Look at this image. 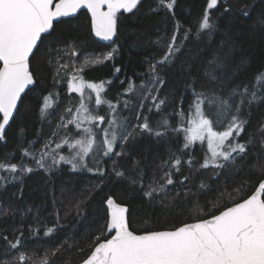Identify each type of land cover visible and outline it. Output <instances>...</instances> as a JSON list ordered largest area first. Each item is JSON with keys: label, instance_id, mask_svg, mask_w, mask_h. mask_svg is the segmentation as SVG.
Masks as SVG:
<instances>
[{"label": "trees", "instance_id": "obj_1", "mask_svg": "<svg viewBox=\"0 0 264 264\" xmlns=\"http://www.w3.org/2000/svg\"><path fill=\"white\" fill-rule=\"evenodd\" d=\"M207 3L208 0H176L169 12L162 7L157 10L158 0H140L132 13L118 14L116 36L108 42L96 37L86 11L57 23L52 33L43 37L31 60L36 84L23 97L0 140V163L33 169L23 174L0 170V177H4L0 179V260H10L16 251H22L30 258L27 264L82 263L109 238V198L130 208V229L143 234L211 218L254 193L264 179V0H219L217 7L209 10L214 28L210 34L205 31L197 35ZM173 36L180 51L170 62L158 63ZM110 52L109 60L106 57ZM85 58H99L102 62L85 64ZM213 60L219 65L215 69L216 81L205 75ZM151 65H156L155 74L164 81L158 92L152 87ZM81 66L83 71H77ZM116 68L120 71L116 72ZM69 73L85 82H104L102 96L115 108L104 104L98 113L104 117L113 113L115 120L122 123L120 131L123 133L126 126L132 133L126 142H117L111 155H102L95 163L89 161L93 171L73 170L62 162L46 171L35 166L32 157L46 145L81 134L74 125L62 126L81 104L80 95L70 92ZM129 84H134L135 90L125 96ZM141 85H148L152 96L145 99L148 90L138 96L136 89ZM245 86L249 91L255 88L261 97L240 109L239 118L245 124L238 142L246 145V152L222 169L201 167L208 157L207 144L185 148L181 130L182 125L188 126L194 112V107H189L194 101L193 90L227 98L234 89ZM48 96L52 107L42 115L44 98ZM153 96L157 102L165 99L159 111L152 103ZM233 101L238 102V97ZM89 107L96 109L91 104ZM205 112L214 121V130H223L215 123L212 110L206 107ZM145 117L151 128L164 135L141 132L136 126ZM164 120L170 125L167 130L162 127ZM175 158L181 164L179 172L173 171L174 183L166 186V192L146 197L149 185L165 183L162 163H174ZM117 172L124 175L118 176ZM141 174L144 187L139 182L132 183ZM197 206L203 210L201 215H195ZM5 236L8 240L20 237V248L9 250Z\"/></svg>", "mask_w": 264, "mask_h": 264}, {"label": "snow or ice", "instance_id": "obj_2", "mask_svg": "<svg viewBox=\"0 0 264 264\" xmlns=\"http://www.w3.org/2000/svg\"><path fill=\"white\" fill-rule=\"evenodd\" d=\"M139 3L140 0H58L56 3L54 0H0V62H2L0 66V114H2L0 140L4 139L5 130L10 125L14 113L17 112V105L22 94L29 89V86L36 84L34 72L30 70L31 60L35 59L34 50H39L38 44L42 43V36L49 34L53 29L54 21H58L61 17L72 16L80 9H87L91 13L95 35L102 40L110 41L116 36L117 16L121 10L132 13ZM218 3L219 0H208L205 13L198 23L197 35L205 31L210 34L214 28L209 10L215 9ZM175 4L176 0H158L157 10L162 7L171 12ZM44 38L47 37L44 36ZM184 38H187V32ZM179 51L180 47L176 46L175 36H173L165 56L158 63L170 62V59ZM72 55L74 56L75 52ZM106 58L110 60L112 53H108ZM101 62L99 58H85V64ZM218 66L215 60L209 61V67L205 71L209 80L216 81L215 69ZM77 71H83V66ZM115 71L119 72L120 69L116 68ZM150 72L154 77L152 87H156L158 92V87H162L164 81L155 74L156 65H151ZM260 80L261 77H258L257 81ZM72 81L71 91L79 93L81 104L75 115L66 123H62V126L67 128L68 125H74L82 135L79 138H72L74 143H69L67 137L56 143V149L67 144L70 150H73L71 156L65 157L57 153L52 155L51 159L53 164L61 162L70 164L73 170L86 168L88 171H93L88 167L90 154L95 156L102 152L104 156H109L115 152L117 142H126L132 133L126 130V126H123L125 131L122 133L120 131L122 125L114 119L108 125L109 131L100 130L104 139L98 143V133L91 125L104 124L105 119L103 116L94 115L85 101L94 103L96 106L106 104L109 109H114L115 105L102 98L101 94L105 91L104 82H85L83 78L78 79L76 76H73ZM86 88L95 93L94 99L90 94L86 95ZM134 89L135 85L129 84V92ZM148 96H152L151 88L148 89L145 99ZM193 96V104L189 107L190 110L194 107V112L188 126L182 129L184 146L188 148L196 142L203 145L206 141L210 157L205 158L201 167L208 168L211 165L222 169L234 163L237 156L246 152V145L238 142L245 124V121L239 118L241 106L258 101L261 97L257 95L255 88L249 91L247 86L234 89L227 98L216 93L209 95L195 90H193ZM233 97H238V102H234ZM50 101L51 96L44 98L42 115H45L52 107ZM152 103L159 111L160 106L165 104V99H159L157 102L156 97L153 96ZM124 107H127V102ZM206 107L212 110V114L216 117L215 123L222 126L223 130H214V121L208 118L205 112ZM68 111L72 110L68 109ZM179 115L183 116V112ZM85 123L90 126L82 127ZM136 127L141 132L156 136L164 135L163 132L150 127L147 117ZM162 127L165 130L170 127L167 120L163 121ZM121 154L116 152V155ZM45 155L51 154L41 153V158L37 161L41 168L44 167ZM187 163L189 166L192 165L191 160ZM180 164L179 158H175L174 163L171 164L168 161L163 162L161 168L164 169L162 178L165 183L158 187L149 185V190L145 191L144 195L152 198L153 193L166 192V186L174 183L172 174L173 171H180ZM0 170L16 173L17 166L14 164L6 166L0 163ZM21 170L29 173L33 171L32 168ZM97 171H100L99 168ZM116 174L124 175L123 172ZM184 180H187V177H184ZM138 182L141 187H144L142 174L139 180H132V183ZM201 187L204 185L201 184ZM236 191L239 192V189ZM107 205L110 209V221L106 225V231H114V235L105 242L99 243L83 264H264V182L259 183L258 189L249 198L221 209L219 214H213L211 218L184 223L168 230L147 231L143 234H135L130 230L126 215L127 207L121 206L112 198L107 200ZM202 211L197 206L195 215H201ZM4 240L9 250H18L21 246L20 237L8 240L5 236ZM10 260L11 264H27L30 258L26 257L22 251H16ZM10 260H0V264H10Z\"/></svg>", "mask_w": 264, "mask_h": 264}, {"label": "rangeland", "instance_id": "obj_3", "mask_svg": "<svg viewBox=\"0 0 264 264\" xmlns=\"http://www.w3.org/2000/svg\"><path fill=\"white\" fill-rule=\"evenodd\" d=\"M97 37V36H96ZM99 40H102L101 38H99V37H97ZM114 38V37H113ZM102 41H105V40H102ZM111 41V40H110ZM106 42H108V41H106ZM68 77H69V82H68V86H69V88H70V85H71V83L73 82L72 81V78H73V75L71 74V73H69V75H68ZM78 79H79V76H76ZM105 86V85H104ZM148 85H145V86H143V87H141V88H139L138 90L136 89V94L139 96L140 95V97L143 95V92L145 91V90H148V87H147ZM106 87V86H105ZM128 88H129V86H128ZM128 88L124 91V95L125 96H128V95H130V94H132L133 93V91L135 90H133V91H131V92H129V90H128ZM150 88V87H149ZM141 89V90H140ZM70 92L71 93H76V92H72L71 91V88H70ZM85 93H86V95H91L92 97H93V99H94V96H95V93H92L91 92V90L90 89H85ZM104 93V92H103ZM103 93L101 94V95H103ZM76 94H78L79 95V93H76ZM102 98L103 99H105L104 98V96H102ZM85 103H87L88 104V106L91 104V105H93L96 109L95 110H92V108H90V110H92L93 111V114L94 115H99V116H101L99 113H98V111L97 110H99V108H102L103 106L102 105H104V104H101V105H99V106H96V105H94V103H91V102H88V101H85ZM79 107H80V104H79ZM78 107V108H79ZM77 111V110H76ZM76 111L74 112V114H73V116L75 115V113H76ZM108 116H106V117H104V119H105V123L104 124H100V123H97V124H95V125H91V127H93L94 128V130L98 133L99 132V134H98V136H97V142L98 143H100V142H102L103 141V139H104V136H103V133L102 132H100V130L101 129H104L105 131H109V128H108V125L115 119V116H114V114L113 113H109V114H107ZM72 116V117H73ZM114 117V118H113ZM118 123H120V121L119 120H116ZM120 124H122V123H120ZM90 125L89 124H87V123H85V124H83L82 125V127H89ZM183 128H186V126L185 125H182V127H181V130L183 129ZM82 134H80L79 135V137L81 136ZM78 136L77 137H74V136H68L67 138H69V143H74V139H72V138H79ZM62 141V140H61ZM60 141V142H61ZM196 143H200V142H196ZM195 143V144H196ZM205 143L207 144V142L205 141ZM194 144V145H195ZM72 151L73 150H70V148H69V146L67 145V144H65V145H63V147H61L60 149H56V144L55 145H47V147L45 148H43L38 154H37V156H32V154H30L29 156H32L33 158H34V162H35V166H37L38 168H40V169H45L46 171H49V170H51V169H53V168H55L56 166H58V165H60V163L59 164H53L52 163V159H51V156L52 155H57V153L59 154V155H63V156H65V157H69V156H71V154H72ZM41 153H50L51 155H45V157H44V159H43V164H44V167L43 168H41V167H39L38 166V164H37V161L38 160H40V158H41ZM103 155V153L101 152V153H99L98 155H93V154H90L89 155V157H88V161H91V162H93V163H95L97 160H99L100 158H101V156ZM208 157H210V152H208ZM211 166V165H210ZM27 168H31L30 166H23V167H21L20 169H19V167H17V172H19V173H21V174H23L24 172H27L26 170H21V169H27ZM3 171V170H2ZM21 174L19 175V176H21ZM0 176H1V173H0Z\"/></svg>", "mask_w": 264, "mask_h": 264}, {"label": "water", "instance_id": "obj_4", "mask_svg": "<svg viewBox=\"0 0 264 264\" xmlns=\"http://www.w3.org/2000/svg\"><path fill=\"white\" fill-rule=\"evenodd\" d=\"M56 2H58L57 0H54V3H56ZM104 10H106V8L104 9ZM82 11H86V12H88V14H89V16H90V18H91V13L87 10V9H80L77 13H75L74 15H72V16H69V17H61V18H59V20L58 21H54V27H55V25L57 24V23H59V22H61L62 20H67V19H73V18H76ZM121 11H123V10H121ZM54 27H53V29L50 31V33L49 34H51L52 33V31L54 30ZM49 34H44V36H46V35H49ZM44 36H42V39H43V37ZM40 46V44H38V47ZM36 52V50H34V53ZM0 65L2 66V62H0ZM35 85H32V86H29V89H26L25 90V93L24 94H22V96H21V100L18 102V105H17V112H18V109H19V106H20V104H21V101H22V99H23V97L27 94V92L30 90V89H32L33 87H34ZM17 112L16 113H14V116H13V119H12V121L14 120V118H15V116H16V114H17ZM2 115V114H1ZM12 121H10V124L12 123ZM261 182H264V179L261 181ZM259 186V185H258ZM258 189V187L256 188V190ZM255 190V191H256ZM254 191V192H255ZM254 194V193H253ZM249 198V197H248ZM113 199V198H112ZM115 200V199H114ZM116 201V200H115ZM243 202V201H242ZM119 204V203H118ZM121 206H124V207H127V209H128V213L126 214L127 215V218H128V220H129V213H130V208L128 207V206H126V205H122V204H120ZM106 206H107V209H108V216H109V218H108V222L110 221V209L108 208V205H107V203H106ZM129 228H130V225H129ZM131 230V229H130ZM136 234V233H135ZM112 235H114V231L113 232H107V236L110 238ZM108 238V239H109ZM102 242H105V241H102ZM94 251V250H93ZM80 264H83V262L82 263H80Z\"/></svg>", "mask_w": 264, "mask_h": 264}]
</instances>
